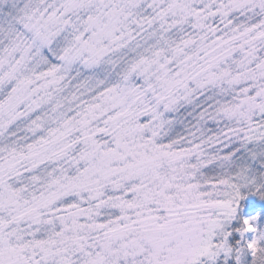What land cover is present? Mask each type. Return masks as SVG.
<instances>
[{
  "label": "snow or ice",
  "instance_id": "6c2138e0",
  "mask_svg": "<svg viewBox=\"0 0 264 264\" xmlns=\"http://www.w3.org/2000/svg\"><path fill=\"white\" fill-rule=\"evenodd\" d=\"M248 194L264 0H0V264H264Z\"/></svg>",
  "mask_w": 264,
  "mask_h": 264
},
{
  "label": "trees",
  "instance_id": "16d2710c",
  "mask_svg": "<svg viewBox=\"0 0 264 264\" xmlns=\"http://www.w3.org/2000/svg\"><path fill=\"white\" fill-rule=\"evenodd\" d=\"M245 201L241 204V207L250 209L251 214L259 212L261 216V222L264 223V200L260 199L257 196H254L252 198L250 197L246 199Z\"/></svg>",
  "mask_w": 264,
  "mask_h": 264
},
{
  "label": "rangeland",
  "instance_id": "374dc122",
  "mask_svg": "<svg viewBox=\"0 0 264 264\" xmlns=\"http://www.w3.org/2000/svg\"><path fill=\"white\" fill-rule=\"evenodd\" d=\"M252 198L254 197V195L248 194L246 195L245 199L243 201H241V204L248 198ZM246 202V201H245ZM239 215L241 216H245V215H251V210L250 209H246L245 207H241L240 211H239ZM233 226H236L235 224Z\"/></svg>",
  "mask_w": 264,
  "mask_h": 264
}]
</instances>
